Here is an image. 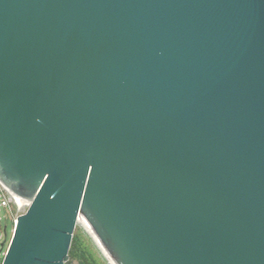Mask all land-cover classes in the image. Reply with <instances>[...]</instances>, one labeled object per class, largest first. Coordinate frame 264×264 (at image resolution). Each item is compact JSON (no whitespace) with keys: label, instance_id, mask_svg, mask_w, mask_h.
I'll return each mask as SVG.
<instances>
[{"label":"water","instance_id":"water-1","mask_svg":"<svg viewBox=\"0 0 264 264\" xmlns=\"http://www.w3.org/2000/svg\"><path fill=\"white\" fill-rule=\"evenodd\" d=\"M3 264H264V0H0Z\"/></svg>","mask_w":264,"mask_h":264},{"label":"rangeland","instance_id":"rangeland-1","mask_svg":"<svg viewBox=\"0 0 264 264\" xmlns=\"http://www.w3.org/2000/svg\"><path fill=\"white\" fill-rule=\"evenodd\" d=\"M13 230V214L10 212V209L7 207H0V247L4 244V249L7 247V243L9 242ZM5 231H6V240L5 239ZM74 235L78 238L79 241V251L74 258L68 259V264H80L82 261V254H85L89 260L93 262V264H104V262L100 259L95 250L92 248L90 243L87 241L84 236L82 227L78 224L74 230Z\"/></svg>","mask_w":264,"mask_h":264},{"label":"built area","instance_id":"built-area-1","mask_svg":"<svg viewBox=\"0 0 264 264\" xmlns=\"http://www.w3.org/2000/svg\"><path fill=\"white\" fill-rule=\"evenodd\" d=\"M31 201L28 198L20 196L13 192L12 189L8 188L0 181V207H7L10 209V212L13 214V230L15 228L17 217L26 212L28 207L30 206ZM12 237V235H11ZM6 240V231H5V239ZM11 240V238H10ZM10 240L8 243H10ZM7 243V244H8ZM9 245V244H8ZM8 245L6 249H4V244L0 247V264H3L4 258L7 253Z\"/></svg>","mask_w":264,"mask_h":264},{"label":"trees","instance_id":"trees-1","mask_svg":"<svg viewBox=\"0 0 264 264\" xmlns=\"http://www.w3.org/2000/svg\"><path fill=\"white\" fill-rule=\"evenodd\" d=\"M78 251H79V241L78 238L75 235H73L69 250V257L74 258L77 255ZM66 264H68V262ZM80 264H93V262L89 260L85 254H82V261L80 262Z\"/></svg>","mask_w":264,"mask_h":264}]
</instances>
